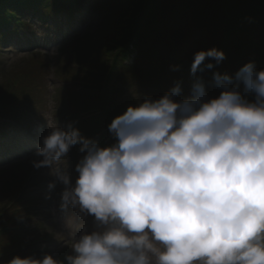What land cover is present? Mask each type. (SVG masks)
<instances>
[{
  "label": "clouds",
  "instance_id": "clouds-1",
  "mask_svg": "<svg viewBox=\"0 0 264 264\" xmlns=\"http://www.w3.org/2000/svg\"><path fill=\"white\" fill-rule=\"evenodd\" d=\"M225 58L218 47L200 50L191 74ZM212 82L218 96L196 77L187 96L177 81L138 99L112 119L106 145L75 122L48 120L31 164L51 170L46 198L62 185L60 210L78 209L94 227L73 234L64 259L0 264H264V68L249 61L234 74L215 71ZM77 144L84 155L73 184L61 165Z\"/></svg>",
  "mask_w": 264,
  "mask_h": 264
},
{
  "label": "trees",
  "instance_id": "trees-1",
  "mask_svg": "<svg viewBox=\"0 0 264 264\" xmlns=\"http://www.w3.org/2000/svg\"><path fill=\"white\" fill-rule=\"evenodd\" d=\"M201 5L202 0H0V48L13 45V40L7 42V34H18L32 25L23 16L27 11L39 14L36 22L46 29L49 25L63 27L67 34L63 36L66 42L62 49L68 50L61 49L60 55L65 54L73 72L66 83L73 89L72 100L82 106L79 117L86 127L81 134L99 141L108 139L110 144L113 138L108 125L123 113L120 109L129 106L126 104L134 105L138 99L149 96L159 97L177 81L182 82V93L187 94L189 89H184L187 69L180 74L175 68L189 59L193 62L194 53L200 50L218 47L226 53L215 68L204 69L196 76L204 79L210 97L221 91L212 82L215 71L234 74L249 61H254L258 69L264 68V0H204L203 10ZM80 21L86 22L84 32L78 30ZM31 36H16L15 41ZM60 63L61 71L68 67ZM9 89L8 86L7 92L0 90V102L4 101V105L0 104V117L7 119L0 122L4 123L0 131L4 138L8 137L6 130L12 135L23 124L17 123L18 118L33 124L40 119L38 108L26 111L29 105L36 106L31 100L25 112L20 110L22 94L15 95ZM94 120L103 125L94 124ZM10 125L16 129H10ZM16 132L18 129L13 133ZM25 201L20 199L18 204H27ZM14 206L12 216L19 210ZM1 224L0 237L20 238V242L0 248V262H6L23 255L27 237L22 238L18 220L14 223L1 220Z\"/></svg>",
  "mask_w": 264,
  "mask_h": 264
},
{
  "label": "rangeland",
  "instance_id": "rangeland-1",
  "mask_svg": "<svg viewBox=\"0 0 264 264\" xmlns=\"http://www.w3.org/2000/svg\"><path fill=\"white\" fill-rule=\"evenodd\" d=\"M203 8L204 0H202L200 9L203 10ZM38 15L30 13V11L25 12L23 15L27 20L25 21L28 23V20H31L29 23L32 25L22 29L21 32L19 30L18 34L8 32L7 42L13 40V45L11 47L3 45V48H0V50H3V52L0 51V87L5 86L0 90L4 89L3 91L7 92L9 86V90L15 95L21 93L20 97L23 102L19 103L20 110L25 112V108L31 100L32 104L34 103L36 106L29 105L26 111L38 108L40 114V119L33 121L35 124L18 118L17 123L21 124L23 122V127L17 125L19 127L17 128L18 132L13 133L17 129L10 125V129L16 130L11 131L12 135L8 133L9 129V131L6 130L7 138L2 137L3 134L0 133V226L3 225L1 220L10 223L18 220L20 223L18 229L23 236L22 238L27 237V246L22 247V249L25 247L27 249H23L22 257L31 255L42 258L44 254L50 253L57 259H64L67 254H71L73 251L70 246L73 243V234L75 233L76 238H79L84 227H87L89 231L93 229V217L87 216L82 220V214L78 209L69 208L67 212L60 210L62 185H58L51 192L50 199L46 198L50 191L48 184L54 177L50 175L51 170L48 167L34 168L31 164V158L41 146L43 137L50 131L48 120L54 125L58 123L61 127H67L69 122H75V126L79 128L81 133L84 132L86 124L84 126L81 117H79L82 111L81 103L75 104L70 94L73 89L71 85L66 83V80L70 78L69 74H73L70 63L65 60V54L60 55V51L65 44L63 42H66V39L63 40V36L67 32L64 33L63 27H59V25H49L46 29V26H41L36 22ZM32 17L34 18L30 19ZM47 22L50 23V21ZM85 24L86 22L80 21L78 30L84 32L82 29H84ZM192 24H195V22H192ZM9 28L12 30L11 27ZM23 34L32 36L28 40L21 39L16 42L15 39ZM62 50H68V48ZM60 62L64 67H66L65 65L68 67L61 71L58 69L61 65ZM191 63L192 61L189 59L181 64L179 68H175V71L180 74L183 69L185 71L187 69L186 78L184 76V84L186 85L184 89L188 88L189 91L187 94L182 93V96L190 94L195 80V77L191 74ZM110 96L113 95L110 94ZM3 103L4 101L0 102L1 105H4ZM85 105L89 106V104ZM7 107L9 106H2V108ZM126 109H120V112H124ZM11 110H8L10 116ZM15 112L13 110L12 114ZM8 118L11 123V117ZM4 121H7V119L0 117V122ZM3 124L0 123V131L4 127ZM94 124L103 125L100 120H94ZM99 142L102 145L109 144L108 139ZM79 149V144L73 146V149H70L67 155L66 161L61 165L71 175L73 184L78 176L75 171L76 164L84 155ZM74 155H76L75 158ZM23 198L27 200L25 201L27 204L19 205L20 199ZM13 206L19 208L15 216H12L15 212L11 213ZM21 210L22 212H20ZM14 211L16 210L14 209ZM17 233L18 230L15 234L17 235ZM11 236L10 238L8 236L0 237V248H3L6 244L12 245L17 240L20 242L19 237Z\"/></svg>",
  "mask_w": 264,
  "mask_h": 264
}]
</instances>
